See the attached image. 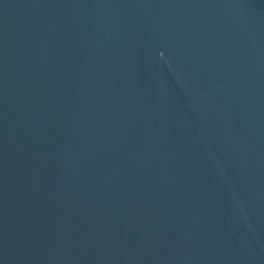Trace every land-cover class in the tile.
Returning <instances> with one entry per match:
<instances>
[{
	"label": "water",
	"instance_id": "95a60500",
	"mask_svg": "<svg viewBox=\"0 0 264 264\" xmlns=\"http://www.w3.org/2000/svg\"><path fill=\"white\" fill-rule=\"evenodd\" d=\"M120 264H264V0H50Z\"/></svg>",
	"mask_w": 264,
	"mask_h": 264
}]
</instances>
